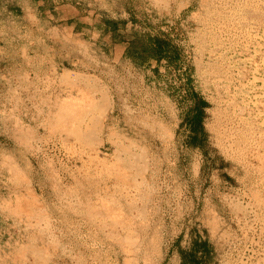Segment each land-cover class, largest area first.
Listing matches in <instances>:
<instances>
[{
	"label": "rangeland",
	"instance_id": "1",
	"mask_svg": "<svg viewBox=\"0 0 264 264\" xmlns=\"http://www.w3.org/2000/svg\"><path fill=\"white\" fill-rule=\"evenodd\" d=\"M180 258L264 264V0H0V264Z\"/></svg>",
	"mask_w": 264,
	"mask_h": 264
},
{
	"label": "bare ground",
	"instance_id": "2",
	"mask_svg": "<svg viewBox=\"0 0 264 264\" xmlns=\"http://www.w3.org/2000/svg\"><path fill=\"white\" fill-rule=\"evenodd\" d=\"M216 8H218V7H216ZM223 10H224V9H223ZM214 20H215V19H214ZM216 23H217V21H216ZM208 27H209V26H208ZM215 28H216V27H215ZM219 33H220V30H219ZM221 34H222V33H221ZM210 36H211V35H210ZM258 36H259V35H258ZM210 38H211V37H210ZM221 39H222V38H221ZM218 40H219V39H218ZM222 40H223V39H222ZM208 42H209V41H208ZM209 44H210V43H209ZM211 44H212V43H211ZM235 45H236V44H235ZM215 49H216V48H215ZM233 52H234V51H233ZM213 57H214V56H213ZM212 80H213V79H212ZM106 100H107V99H106ZM75 102H76V99H75ZM84 102H85V101H84ZM68 103H69V102H68ZM71 103H72V101H71ZM71 103H69V104H71ZM79 103H80V102H79ZM81 103H82V102H81ZM64 105H65V104H64ZM82 105H83V104H82ZM72 106H73V105H72ZM80 106H81V105H80ZM87 107H89V106H87ZM98 107H99V106H98ZM87 109H88V108H87ZM81 110H82V109H81ZM81 110H80V111H81ZM233 110H234V109H233ZM68 111H69V110H68ZM80 111H79V113H80ZM62 113H63V112H62ZM62 113H61V114H62ZM82 113H84V112H82ZM86 113H87V112H86ZM61 114H60V115H61ZM70 115H71V114H70ZM70 115H69V116H70ZM73 115H74V114H73ZM65 116H66V115H65ZM67 116H68V114H67ZM67 116H66V119L68 118ZM74 116H75V115H74ZM78 116H79V115H78ZM75 117H76V116H75ZM61 118H62V116H61ZM61 118H59V119H61ZM64 119H65V118H64ZM68 119H69V118H68ZM68 119H67V120H68ZM65 121H66V120H65ZM63 122H64V121H63ZM86 122H87V121H86ZM64 124H65V122H64ZM77 124H78V123H77ZM58 125H60V124H58ZM62 126H63V125H62ZM160 127H161V126H160ZM228 127H230V126H228ZM56 128H57V127H56ZM58 128H59V127H58ZM233 128H234V127H233ZM235 128H236V127H235ZM237 128H238V127H237ZM69 129H70V128H69ZM78 129H79V128H78ZM52 130H53V129H52ZM65 130H66V129H65ZM70 130H71V129H70ZM72 130H73V129H72ZM76 130H77V129H76ZM84 130H85V129H84ZM230 130H231V128H230ZM238 130H239V129H238ZM66 131H67V130H66ZM234 131H235V129H234ZM235 132H236V131H235ZM238 132H239V131H238ZM65 133H66V132H65ZM73 133H75V132L73 131ZM77 133H78V132H77ZM236 133H237V132H236ZM240 134H241V133H240ZM76 135H77V134H76ZM79 135H80V134H79ZM232 135H233V134H232ZM232 135H231V133H230V136H232ZM235 135H236V134H235ZM235 135H234V136H235ZM89 136H90V135H89ZM238 136H239V135H238ZM77 137H78V136H77ZM80 137H81V136H80ZM242 137H243V136H242ZM242 137H241V138H242ZM244 137H246V136H244ZM75 138H76V136H75ZM85 139H86V138H85ZM246 139H247V137H246ZM246 139H245V140H246ZM80 140H81V139H80ZM83 140H84V139H83ZM77 141H78V140H77ZM231 141H232V140H231ZM234 142H235V141H234ZM239 142H240V141H239ZM85 144H86V143H85ZM233 144H234V143H233ZM65 154H66V153H65ZM102 161H103V160H102ZM103 162H105V161H103ZM41 167H42V166H41ZM88 167H89V166H88ZM109 169H110V168H109ZM107 170H108V168H107ZM52 171H53V170H52ZM52 171H51V172H52ZM107 173H108V172H107ZM71 175H72V174H71ZM81 176H82V175H81ZM75 177H76V176H75ZM86 177H87V176H86ZM110 177H111V176H110ZM78 182H79V181H78ZM76 185H77V183H76ZM77 192H78V191H77ZM75 200H76V199H75ZM79 200H80V198H79ZM24 206H25V205H24ZM106 208H107V207H106ZM97 209H98V208H97ZM76 225H77V224H76Z\"/></svg>",
	"mask_w": 264,
	"mask_h": 264
},
{
	"label": "crops",
	"instance_id": "3",
	"mask_svg": "<svg viewBox=\"0 0 264 264\" xmlns=\"http://www.w3.org/2000/svg\"><path fill=\"white\" fill-rule=\"evenodd\" d=\"M178 264H190V263L187 262L184 258H180V261Z\"/></svg>",
	"mask_w": 264,
	"mask_h": 264
}]
</instances>
